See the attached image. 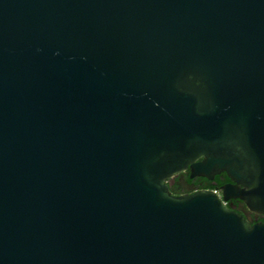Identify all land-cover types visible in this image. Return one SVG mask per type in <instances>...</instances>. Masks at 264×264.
Listing matches in <instances>:
<instances>
[{
    "label": "water",
    "instance_id": "water-1",
    "mask_svg": "<svg viewBox=\"0 0 264 264\" xmlns=\"http://www.w3.org/2000/svg\"><path fill=\"white\" fill-rule=\"evenodd\" d=\"M229 197L264 212V0H0V264H264Z\"/></svg>",
    "mask_w": 264,
    "mask_h": 264
},
{
    "label": "flooded vegetation",
    "instance_id": "flooded-vegetation-1",
    "mask_svg": "<svg viewBox=\"0 0 264 264\" xmlns=\"http://www.w3.org/2000/svg\"><path fill=\"white\" fill-rule=\"evenodd\" d=\"M165 183L173 196L190 195L198 191H211L220 198H222V187L226 184H233L225 172H220L214 175L212 179H207L201 176L191 177L189 169L168 178ZM223 204L228 210L241 215L249 226L264 224V212L250 210L238 198L229 197L223 201Z\"/></svg>",
    "mask_w": 264,
    "mask_h": 264
}]
</instances>
